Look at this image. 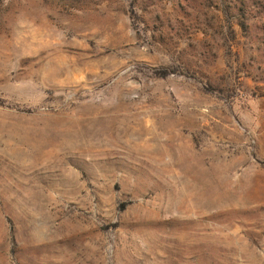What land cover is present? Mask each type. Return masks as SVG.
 <instances>
[{
    "label": "rangeland",
    "instance_id": "1",
    "mask_svg": "<svg viewBox=\"0 0 264 264\" xmlns=\"http://www.w3.org/2000/svg\"><path fill=\"white\" fill-rule=\"evenodd\" d=\"M0 264H264V0H0Z\"/></svg>",
    "mask_w": 264,
    "mask_h": 264
}]
</instances>
